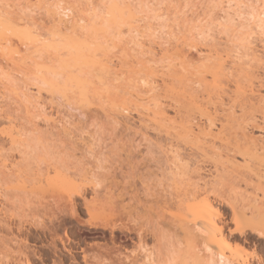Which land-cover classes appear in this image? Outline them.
<instances>
[{
  "label": "bare ground",
  "instance_id": "obj_1",
  "mask_svg": "<svg viewBox=\"0 0 264 264\" xmlns=\"http://www.w3.org/2000/svg\"><path fill=\"white\" fill-rule=\"evenodd\" d=\"M19 1L0 0V88L11 93L27 118L24 123L10 121L0 131L1 220L14 218L27 207L32 193L41 189L44 175L51 172L46 179L53 201L47 205L55 208L51 215L58 218L63 210L74 212L70 192L78 194V170L70 163L59 134L53 136L52 130L69 135L76 125L87 123L94 128L88 132L93 140L104 120L127 127L132 107L139 106L140 140L160 175V185L169 191L162 203L178 210L165 222L166 243L139 246L141 264H249L245 253L235 254L234 249L248 243L247 234L264 239V193L262 200L252 195L253 200L249 195L243 198L235 191L233 178H237L234 171L239 158L264 187L260 164L264 147L255 144L246 127L256 109L263 116L259 108L264 109V90L258 91L262 93L258 97L247 94L249 99L241 91V84L253 73L261 70L264 74V52L259 54L251 45L252 33L262 36L264 0H219L221 19L215 16L216 5L194 8L187 0L184 5L180 0H23L22 9ZM154 44L166 46L155 55L145 49ZM161 60L166 64H160V84L155 85L151 64ZM227 77H232L243 101L237 107L224 108L223 103V109L222 100L214 101L216 105L221 102L218 114L214 107L211 113L202 109L199 104L204 101L197 99L195 91L213 100ZM35 95L58 104L54 109L60 117L44 115L49 131H41L32 122ZM195 109L202 120L192 115ZM217 135L233 147L225 145L227 152H220L216 141L211 142ZM5 145L13 156L10 160L3 152ZM207 154L213 160L209 178L202 177L197 164V158ZM223 190L229 198L225 206L232 227L225 225L210 199ZM237 201L244 202L243 207L249 202L250 215L237 212ZM225 227L229 236L243 241L230 243Z\"/></svg>",
  "mask_w": 264,
  "mask_h": 264
},
{
  "label": "rangeland",
  "instance_id": "obj_2",
  "mask_svg": "<svg viewBox=\"0 0 264 264\" xmlns=\"http://www.w3.org/2000/svg\"><path fill=\"white\" fill-rule=\"evenodd\" d=\"M22 1H19L21 2L19 9L24 7ZM25 1L32 2L33 0ZM185 1L180 0V5H184ZM187 2L189 4L192 2L194 8L195 6H201L202 8L203 6L216 5L215 11L218 14L215 16L221 19L222 12L219 9H222L223 4H220L219 0H187ZM188 6L190 7L191 5ZM186 9L184 10L186 11ZM34 16L37 15L35 14ZM184 17H189V14ZM263 40L261 34L252 33L251 45L257 51L259 50V54L264 52ZM161 46L164 47L166 45L163 44ZM161 46L154 44L151 47H145V49L146 51L147 49H152L156 53L155 55H159ZM157 62L156 64H151L155 68V75L151 80L152 82L154 80L155 85L160 84V66L164 65V63L166 64L165 60L162 61L163 64L160 61ZM260 71L253 73L251 75L253 77H250L248 81H243L244 83L242 84L245 86L243 87L241 84V91L245 92L244 94L241 92L237 93L234 90L235 85H233L232 77H227L226 81H224L226 83L223 82L225 86H223V90L218 95L220 97L219 100L218 96L213 100H208L205 97L206 95L204 96L198 89L195 91L197 95L193 93L196 97L198 96L197 99L200 100L199 97H201L200 101H204L202 105L199 104L200 101H197L202 109H207L211 113L213 112L212 107H214L213 109H218H215L218 114L220 113V108L223 109V105L224 108L232 105L237 107L243 101L241 99L243 96L239 97L238 94H246V96L251 94L258 97L259 94L263 93L264 74ZM190 87L194 90L196 89L193 84ZM250 90L251 92L253 91V94L250 93ZM258 91L262 93L258 94ZM33 97L31 99L32 103L37 107L35 106L32 110V122L36 123L41 131H49L43 118L44 115L58 117L60 113L54 109L55 107L57 108L58 104L55 102L53 103L55 105H53L47 99L38 98L36 95ZM256 97L251 99L256 100ZM12 99L11 93L0 88V111L4 112V115L0 117V131L6 130L10 121L24 123L25 119H27L25 118L26 116L22 115V109L18 108ZM45 100L46 102H44ZM214 101H221L222 103L219 102L216 105ZM251 102L254 101L251 100ZM208 103L210 104L207 105ZM218 104H220V108ZM137 108L141 109L139 106ZM137 108L135 106L132 107L131 115L126 119L127 124L125 123L127 127L121 122L115 123L110 120L106 123L104 120L97 135H94L97 139L93 138L92 140V137H88V132L93 131L94 128L87 123L82 124V127L79 126L80 124L76 125V128L71 129L73 132L69 135L61 132L57 133V129L52 130L51 134L53 136L59 134L60 141L67 148L70 155V163L74 164L78 170L76 185L79 195L75 194V192H70V196L75 201L76 209L74 212L63 210L62 216L59 214L58 218L51 215V209L55 208L53 204L51 206L47 205V203H53V201L46 179L48 176L51 177L53 173L45 174L41 189L32 193L27 207L19 210L14 218L1 220L3 216L0 217V239L2 240L0 244V259L2 264H141L140 245H147V247L151 248L157 245L158 242H161V244L166 243L169 232L165 222L169 218V214H175L178 210L174 206L169 207L163 204L165 199L168 198L169 191L164 184L160 185V175L151 162L150 156L145 152V147L140 140V127L136 118ZM259 110L264 111L263 108H259ZM255 111H258V109ZM255 111L249 116L246 127L255 139V144L264 147V113L262 116L261 111ZM192 115L196 116V119H203L199 110H193ZM218 136L220 137L218 138ZM212 141H216L215 144L222 153L227 152L224 148L231 149L234 145L233 142L236 143L234 140L231 146V143L225 142L227 140L221 135L213 136ZM253 146L255 148L257 145L253 144ZM256 148L258 149L259 147L257 146ZM6 149L7 145L4 146L3 152L6 154V158L10 160L13 156L10 157L9 151H6ZM12 154L15 156L14 152ZM261 158L263 157L261 156ZM197 159V164L199 167L201 166L199 173H201L202 177L207 176L209 178L213 173L211 155L207 154ZM237 160L239 164L237 163L238 165H236L237 167L235 166L236 169L234 171V175L237 178H233L235 191L239 195H244L243 198L249 195V198L254 197L256 200H262L264 187H260L257 180L255 181L252 177L255 171H252L251 168L248 170L241 165L243 162H240L239 158ZM255 163L258 164L259 161ZM260 164L262 165V174H264V163ZM241 168L242 172H240ZM260 184L262 185V183ZM261 188H263L262 191ZM226 192L227 190L217 191L215 194L210 195V199L214 206H217L223 219L226 220L225 225L232 227L229 221L230 210L225 206V201L229 199ZM251 195L252 197H250ZM247 204L245 203L243 207L244 202L237 201L235 209L237 212L240 211L238 213L244 211L245 214L250 215L249 209L247 210L246 208ZM245 208L246 211L244 210ZM224 229L230 243H241L243 241L242 238L229 236L226 231L227 228L225 227ZM246 237L248 243L234 249L235 254L245 253L243 258H247L249 264H264V239H258L250 234H247ZM86 248L89 250L87 251ZM134 254L137 255V258L135 257L132 260V257L135 256ZM126 256H131V258L125 259ZM134 260L137 262H132Z\"/></svg>",
  "mask_w": 264,
  "mask_h": 264
},
{
  "label": "snow or ice",
  "instance_id": "obj_3",
  "mask_svg": "<svg viewBox=\"0 0 264 264\" xmlns=\"http://www.w3.org/2000/svg\"><path fill=\"white\" fill-rule=\"evenodd\" d=\"M264 19V18H262ZM261 32H262V39H264V28L261 29Z\"/></svg>",
  "mask_w": 264,
  "mask_h": 264
}]
</instances>
